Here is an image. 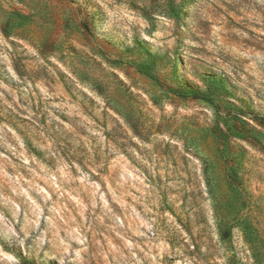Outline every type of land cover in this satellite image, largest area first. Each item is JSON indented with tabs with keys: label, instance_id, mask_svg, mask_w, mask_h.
I'll list each match as a JSON object with an SVG mask.
<instances>
[{
	"label": "rangeland",
	"instance_id": "rangeland-1",
	"mask_svg": "<svg viewBox=\"0 0 264 264\" xmlns=\"http://www.w3.org/2000/svg\"><path fill=\"white\" fill-rule=\"evenodd\" d=\"M258 116L264 0H0V264H264Z\"/></svg>",
	"mask_w": 264,
	"mask_h": 264
},
{
	"label": "trees",
	"instance_id": "trees-1",
	"mask_svg": "<svg viewBox=\"0 0 264 264\" xmlns=\"http://www.w3.org/2000/svg\"><path fill=\"white\" fill-rule=\"evenodd\" d=\"M183 96H186V97H195V98H202V99H206L208 98L206 96V93L205 92H202L201 90L197 89V88H193V87H189V88H186L182 91L181 93ZM258 118L260 120H264V116H258Z\"/></svg>",
	"mask_w": 264,
	"mask_h": 264
}]
</instances>
